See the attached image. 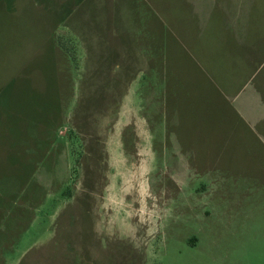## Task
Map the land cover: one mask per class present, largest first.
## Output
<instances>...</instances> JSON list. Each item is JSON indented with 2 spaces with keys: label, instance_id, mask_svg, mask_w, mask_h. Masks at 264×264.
I'll return each mask as SVG.
<instances>
[{
  "label": "rangeland",
  "instance_id": "374dc122",
  "mask_svg": "<svg viewBox=\"0 0 264 264\" xmlns=\"http://www.w3.org/2000/svg\"><path fill=\"white\" fill-rule=\"evenodd\" d=\"M191 33L185 0H0L2 67L48 84L0 78V264H264V112L193 103Z\"/></svg>",
  "mask_w": 264,
  "mask_h": 264
},
{
  "label": "crops",
  "instance_id": "0c3cea01",
  "mask_svg": "<svg viewBox=\"0 0 264 264\" xmlns=\"http://www.w3.org/2000/svg\"><path fill=\"white\" fill-rule=\"evenodd\" d=\"M185 2L189 9L191 21L193 22V35L192 33L189 35L191 48L189 61H191L193 66V77H189V81H187L181 74V78L178 76L180 65L183 62V59H180L175 72L179 84L186 88L190 86V89L193 87V103L195 100L199 102L201 96L202 100H206V104L202 106H209V99L208 101L206 99L208 95L205 96L208 93L207 90L199 94L198 98H195L196 93L194 89L199 84L209 87L214 85L213 79L247 80L237 90L233 91L234 98L240 104L251 103L249 98H252L254 106H258L264 112V91L261 85H259L260 83H255L254 88L247 94H244L246 93V86L251 79H258L260 76L262 80L261 84L264 85V74H260L264 64V0H185ZM161 12H165V9L162 10L161 8ZM202 31H208L210 38L216 44L223 47L226 54V56H223V59L229 60L225 61L229 68L224 67L223 63L220 62L222 58L221 60L218 59L217 62H214V59L212 61L205 59L203 63L196 56L193 44L200 43ZM6 45V40L0 37V78L5 75V78H8V80H13L12 82L9 80L7 84L4 83V86H15L19 78L26 84H29L30 81H33L34 84L32 76L29 75L36 69V67H33V64L30 63L25 73H21V68H17L16 65L14 67L15 70L4 69L2 67L5 64L3 62H5L6 57ZM15 45L17 46V44H14V49ZM31 45V42H29V46ZM18 46L21 47L22 44L19 43ZM49 54H51L50 51ZM49 58L43 57L45 67L41 70L45 74H47L48 69L46 65L50 63L48 62ZM29 76L31 77L29 78ZM33 76H35V73ZM33 86L35 89L38 86L39 90H43L41 93H44L47 89L45 86H48V84L45 80L43 87L38 83ZM1 89L2 85L0 83V93ZM17 99L19 98L17 97ZM194 105L199 106L200 104L195 103ZM205 141L208 142V138Z\"/></svg>",
  "mask_w": 264,
  "mask_h": 264
}]
</instances>
